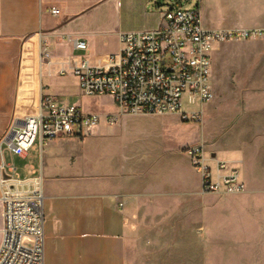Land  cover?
I'll return each instance as SVG.
<instances>
[{
  "label": "rangeland",
  "instance_id": "rangeland-1",
  "mask_svg": "<svg viewBox=\"0 0 264 264\" xmlns=\"http://www.w3.org/2000/svg\"><path fill=\"white\" fill-rule=\"evenodd\" d=\"M168 1L184 9L200 8L204 25L212 26L211 18L207 20L204 14V0ZM209 3L212 13L220 10L226 14L227 22L250 20L257 14L264 22V1L209 0ZM259 9L262 14H256ZM261 29L264 27L236 30ZM214 48L213 102L203 107L197 102L191 104L186 96L183 101L185 112H203L201 124L182 122L175 115L123 114L115 125L101 123L97 134L78 141L87 159L81 161V171L73 178L74 194L93 198L107 189L114 192L120 210L127 199L139 201L138 217L148 227L140 230L145 242L138 246L139 254L133 255L132 264L137 263L135 257L139 255L140 264H159L167 256L173 264H215L203 258L218 248L240 257L225 264H264V39L232 40ZM63 88V96L55 99L59 105H76L89 113H119L110 97L82 96L71 79L65 80ZM200 144L210 157L240 154L241 158L231 160L243 172L246 184L243 194L202 193L200 176L187 151ZM73 150L70 151L77 157V149ZM5 157L12 162L8 153ZM14 162L21 178L31 177L26 165L34 166L40 176V139L27 160L14 157ZM55 162L64 164L65 155ZM70 207L67 203L61 205L63 212L72 210ZM87 209L96 215L98 204L90 201ZM219 225L229 227L228 237L254 236L260 239L259 243L254 244L256 239H252L251 245L207 247L206 227L210 231L208 236L216 237Z\"/></svg>",
  "mask_w": 264,
  "mask_h": 264
},
{
  "label": "crops",
  "instance_id": "crops-1",
  "mask_svg": "<svg viewBox=\"0 0 264 264\" xmlns=\"http://www.w3.org/2000/svg\"><path fill=\"white\" fill-rule=\"evenodd\" d=\"M204 5V14L207 20L211 18L212 24L209 27L203 23L207 30L264 27L257 14H262L261 9L250 20L245 18L243 21L227 22L224 12H211L209 0H204ZM169 7L168 0H0V139L11 124L21 126L27 117L35 115L44 96H51L54 101L62 97L66 79H71L79 91L74 77L47 74L40 64V55L45 46L59 57L82 54L65 40L69 37L86 42L94 60L103 59L119 52L122 33L148 32L159 28L163 24V14ZM51 9H55L57 14L53 15ZM214 50L210 74L213 89ZM213 92L215 98V90ZM97 132L98 127L91 137ZM81 140L75 136H62L44 143L40 141L41 175L38 176L34 166L28 165L25 169L31 177L23 179L18 172L20 179L39 178L43 181L45 264H132L133 255L139 254L138 246L145 242L140 230L148 227L138 217L139 201L136 198L127 199L120 210L117 199L113 197L114 192L107 189L104 194L93 198H79L74 194L73 178L81 171V161L87 159L86 151L79 147L78 141ZM73 149H77V157ZM29 152L24 158H18L27 160ZM61 155H65L66 162L56 164V159ZM219 156L229 160L241 158L237 152ZM10 157L12 162L8 163L15 165L14 156ZM241 175L243 179L242 170ZM90 201L98 204L96 215L90 214L87 209ZM64 203L70 205L72 210L63 212L61 205ZM2 228L0 202V240ZM217 229L216 237H210L206 227L204 245H251L252 239H256L254 244L260 240L254 236L247 239L234 235L228 237L226 233L229 227L224 225H219ZM151 246L153 244L148 245ZM139 256L135 257L136 264H140ZM170 259L169 256L164 257L159 264H173L169 262ZM203 260L225 264L226 261L240 260V257L236 253L220 252L218 248L205 254Z\"/></svg>",
  "mask_w": 264,
  "mask_h": 264
},
{
  "label": "built area",
  "instance_id": "built-area-1",
  "mask_svg": "<svg viewBox=\"0 0 264 264\" xmlns=\"http://www.w3.org/2000/svg\"><path fill=\"white\" fill-rule=\"evenodd\" d=\"M55 15L57 11L51 9ZM250 38L264 39L261 30H207L200 8L184 9L170 2L163 24L152 31L122 33L120 50L94 60L84 41L66 38L80 55L55 56L44 47L40 64L50 76L74 77L80 94L88 98L110 97L116 114L85 112L76 105L62 106L44 96L39 111L11 124L0 139V202L3 228L0 264H45V213L43 181L20 179L5 154L24 158L34 144L62 136L91 137L104 123L113 126L129 116L175 115L182 122H203L202 111L185 112V96L191 104L211 103L212 52L216 44ZM204 195H239L246 191L235 161L210 157L203 144L189 148Z\"/></svg>",
  "mask_w": 264,
  "mask_h": 264
},
{
  "label": "bare ground",
  "instance_id": "bare-ground-1",
  "mask_svg": "<svg viewBox=\"0 0 264 264\" xmlns=\"http://www.w3.org/2000/svg\"><path fill=\"white\" fill-rule=\"evenodd\" d=\"M241 171V170H240ZM241 178H242V175H241Z\"/></svg>",
  "mask_w": 264,
  "mask_h": 264
}]
</instances>
